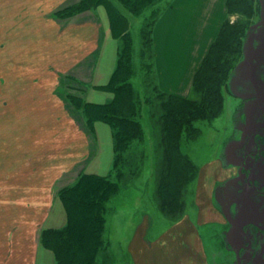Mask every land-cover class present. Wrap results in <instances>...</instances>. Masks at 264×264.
<instances>
[{
	"label": "crops",
	"instance_id": "0c3cea01",
	"mask_svg": "<svg viewBox=\"0 0 264 264\" xmlns=\"http://www.w3.org/2000/svg\"><path fill=\"white\" fill-rule=\"evenodd\" d=\"M78 1L0 0V264H55L41 231L65 225L57 193L85 171L95 151L93 130L68 95L89 85L115 39L102 5L104 11L58 15ZM227 16L226 0L170 1L152 31L160 91L190 94ZM190 239L199 257L189 253L179 263L205 264Z\"/></svg>",
	"mask_w": 264,
	"mask_h": 264
},
{
	"label": "trees",
	"instance_id": "16d2710c",
	"mask_svg": "<svg viewBox=\"0 0 264 264\" xmlns=\"http://www.w3.org/2000/svg\"><path fill=\"white\" fill-rule=\"evenodd\" d=\"M170 1L79 0L58 12L59 16L67 17L104 6L109 31L119 43L108 82L96 85L109 92L106 101L94 103L76 93L68 95L69 102L81 111L90 130L97 121L109 125L114 155L111 170L106 175L83 171L58 191L66 223L61 228H44L40 234V243L52 252L55 264H114L110 262L113 255L107 217L112 214L114 198L124 190L127 181L143 172L145 163L150 162V166L153 163L157 170V162L161 161L155 190L166 212L174 210L175 206L177 209L184 207L188 184L198 177L201 164L189 155L187 144L198 135L195 122L213 119L223 109L227 80L238 64L241 42L250 18L257 13V1L226 0L227 12H235L245 19L233 23L224 20L195 73L187 97L162 92L157 87L156 75L151 79L152 72L155 74L153 26ZM128 15L139 19L136 30ZM138 79L145 84L148 98L154 95L160 99L157 106L160 111L151 113L153 126L156 125L159 133L155 143L152 138L148 139L143 127L141 110L143 102L148 103V100L140 90ZM194 93L198 98H194ZM255 141L251 158L259 154L264 158V136H256Z\"/></svg>",
	"mask_w": 264,
	"mask_h": 264
},
{
	"label": "rangeland",
	"instance_id": "374dc122",
	"mask_svg": "<svg viewBox=\"0 0 264 264\" xmlns=\"http://www.w3.org/2000/svg\"><path fill=\"white\" fill-rule=\"evenodd\" d=\"M256 1L257 13L249 20L241 42V56L227 80L223 109L213 119L195 122L198 135L187 144V152L201 167L197 179L188 184L184 207L177 209L175 206L170 212L163 209V201L155 190L160 155L155 161L157 170L153 163L152 166L150 162L145 163L143 172L127 181L124 190L114 198L112 214L107 217V234L113 255L111 263L180 264L179 260L189 253L197 258L198 254L190 249L192 238L201 250L205 264H235L236 246L245 242L239 230L240 222L257 216L264 219V203L252 188H248L245 170L240 164L244 152L253 150L250 142L252 125L264 131V105L260 104V96H264V0ZM97 8L104 11L102 6ZM227 14L230 23L245 19L235 12ZM128 17L136 30L139 19L132 15ZM118 43L117 40L113 41L114 46L110 43V48L102 54L89 85L78 84L80 90L85 89L76 94L83 95L86 101L104 103L110 96L95 85L108 82L116 62ZM155 75L152 72V80ZM55 81L59 82L58 79ZM138 82L148 100V103L143 102L141 110L143 127L148 139L152 138L155 143L159 133L156 125L153 126L154 115L151 117V113L160 111L157 107L160 99L154 95L148 98L145 84L139 79ZM194 94V98H198L197 93ZM243 131L248 132L246 138ZM92 134L95 151L85 172L106 175L111 170L114 155L111 128L97 121ZM262 156H247L246 160L258 166L256 162L263 161ZM57 206L65 215L61 203ZM245 230L252 235L254 243L251 249L242 251V259L250 257L251 261L246 264H264V232L250 226ZM192 232H196L195 235ZM131 249H134V255H131Z\"/></svg>",
	"mask_w": 264,
	"mask_h": 264
},
{
	"label": "flooded vegetation",
	"instance_id": "af4514ba",
	"mask_svg": "<svg viewBox=\"0 0 264 264\" xmlns=\"http://www.w3.org/2000/svg\"><path fill=\"white\" fill-rule=\"evenodd\" d=\"M261 99V106L264 105V96H260ZM264 107V106H263ZM260 128L257 126L252 125V127L250 128V142L252 144V146L254 147L252 151H248V152H244L243 156L241 157L240 160V164L241 166L244 168L245 173L244 176L246 177V183L248 185V188H252L253 191L256 193V196L260 197V199H262V202L264 203V161H257L256 164L258 163V166H256L253 163H249L246 158H248L247 156H252L254 151H255V137L258 135H262L264 136V131H260ZM244 133H242L243 136H245V138L247 137V131H243ZM254 141V144L253 142ZM247 220H251V221H255L258 222L259 224H261L262 226H264V219H262L260 216L254 217L252 219H246L240 222V226H239V230L241 232V234L243 235L245 242L244 243H239L237 246L241 245L243 246L242 248H240L239 250V255H240V262L241 264H246V262L251 261L250 257L248 258V260H243L242 259V251L243 250H248L251 249L254 243V238L252 237L251 234H249L246 230L245 227L250 226L252 228H254L256 231H261L264 232V229H260L258 228L256 225L253 224H246L241 228V224L244 221ZM247 237L249 238L250 243L247 240ZM236 246V248H237ZM235 264L236 263V249H235ZM251 264H255V263H251Z\"/></svg>",
	"mask_w": 264,
	"mask_h": 264
},
{
	"label": "water",
	"instance_id": "95a60500",
	"mask_svg": "<svg viewBox=\"0 0 264 264\" xmlns=\"http://www.w3.org/2000/svg\"><path fill=\"white\" fill-rule=\"evenodd\" d=\"M252 142H253V144H254V141H252ZM246 224H253V225H256V226H257L258 228H260V229H264V226H262V225L259 224L258 222L251 221V220H247V221L242 222V224H241V228H242L244 225H246ZM247 240H248V242L250 243L248 237H247ZM242 247H243V246L239 245V246H237V248H236V263H237V264H241V262H240L239 250H240V248H242Z\"/></svg>",
	"mask_w": 264,
	"mask_h": 264
}]
</instances>
